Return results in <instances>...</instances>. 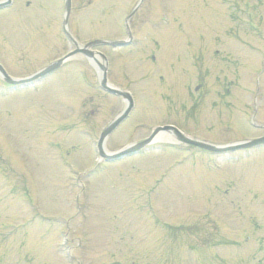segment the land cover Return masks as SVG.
Masks as SVG:
<instances>
[{"label":"rangeland","instance_id":"rangeland-1","mask_svg":"<svg viewBox=\"0 0 264 264\" xmlns=\"http://www.w3.org/2000/svg\"><path fill=\"white\" fill-rule=\"evenodd\" d=\"M65 15L80 46L133 35L97 46L109 82L137 100L109 150L160 119L218 143L264 134L250 119L254 103L264 122V0H72L67 14L65 0H13L0 9L11 75L76 47ZM100 72L77 53L32 84L0 76V264H264V146L207 152L172 137L90 171L102 128L125 106Z\"/></svg>","mask_w":264,"mask_h":264},{"label":"water","instance_id":"water-1","mask_svg":"<svg viewBox=\"0 0 264 264\" xmlns=\"http://www.w3.org/2000/svg\"><path fill=\"white\" fill-rule=\"evenodd\" d=\"M5 3H0V7L3 6ZM121 43V42H120ZM118 44V43H116ZM84 52H87L86 50H84ZM62 60L56 62L54 65H51L49 67H47L46 69H44L42 72H40V74L34 76L33 78H36L38 76H41L47 72H49L50 70H52L55 65H58L59 63H61ZM31 78V79H33ZM9 79V78H8ZM12 81V80H11ZM130 110V107H128L124 113L116 120L114 121L113 123L110 124V126L105 130V132L102 134V138H101V142L105 139V137L110 133V131L123 119L126 117V115L128 114ZM150 141V139H147V140H144L143 142H140L138 144H135V145H132L128 148H126L124 151H121L119 153H116V154H113V155H106L103 150H102V154L104 156H107L108 158H116V157H120L124 154H128V153H131V152H135L137 150H139L141 147H143V145L147 144L148 142ZM192 143H195L197 145H200V146H203L205 148H208V149H211V150H227V149H234V148H237V147H243V146H251V145H255V144H260V143H264V137H261L259 139H255V140H252L251 142H248L247 144H236V145H229V146H223V147H217V146H212V145H208V144H204V143H201V142H198V141H192V140H188Z\"/></svg>","mask_w":264,"mask_h":264},{"label":"bare ground","instance_id":"bare-ground-1","mask_svg":"<svg viewBox=\"0 0 264 264\" xmlns=\"http://www.w3.org/2000/svg\"><path fill=\"white\" fill-rule=\"evenodd\" d=\"M156 137H157L156 139H160V140H165V139L169 138V136L164 134V132H162V134L157 135Z\"/></svg>","mask_w":264,"mask_h":264},{"label":"flooded vegetation","instance_id":"flooded-vegetation-1","mask_svg":"<svg viewBox=\"0 0 264 264\" xmlns=\"http://www.w3.org/2000/svg\"><path fill=\"white\" fill-rule=\"evenodd\" d=\"M150 57H151V55H150ZM156 58L154 57V56H152L151 57V60H155ZM159 63V62H158ZM192 63V62H191ZM159 66H162V68H167V66L168 65H166V64H162V63H159ZM193 65L191 64V67H192Z\"/></svg>","mask_w":264,"mask_h":264}]
</instances>
